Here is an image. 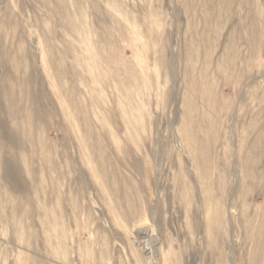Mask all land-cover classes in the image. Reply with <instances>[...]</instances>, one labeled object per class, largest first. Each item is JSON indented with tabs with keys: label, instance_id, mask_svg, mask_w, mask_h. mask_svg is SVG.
I'll use <instances>...</instances> for the list:
<instances>
[{
	"label": "rangeland",
	"instance_id": "1",
	"mask_svg": "<svg viewBox=\"0 0 264 264\" xmlns=\"http://www.w3.org/2000/svg\"><path fill=\"white\" fill-rule=\"evenodd\" d=\"M0 264H264V0H0Z\"/></svg>",
	"mask_w": 264,
	"mask_h": 264
}]
</instances>
